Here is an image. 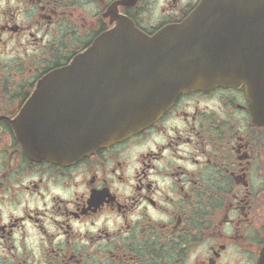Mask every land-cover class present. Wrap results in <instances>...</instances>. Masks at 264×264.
Here are the masks:
<instances>
[{
  "label": "flooded vegetation",
  "instance_id": "af4514ba",
  "mask_svg": "<svg viewBox=\"0 0 264 264\" xmlns=\"http://www.w3.org/2000/svg\"><path fill=\"white\" fill-rule=\"evenodd\" d=\"M199 1L0 0V264H257L264 92L180 94L148 128L69 164L32 159L18 139L32 136L22 108L55 101L59 85L39 82L97 36L125 18L152 35ZM235 7L250 10L236 15L247 38L257 5Z\"/></svg>",
  "mask_w": 264,
  "mask_h": 264
},
{
  "label": "water",
  "instance_id": "95a60500",
  "mask_svg": "<svg viewBox=\"0 0 264 264\" xmlns=\"http://www.w3.org/2000/svg\"><path fill=\"white\" fill-rule=\"evenodd\" d=\"M249 2L257 4V20L244 43L223 15L248 13L233 6ZM259 3L264 0H201L184 21L152 36L125 23L100 35L60 75L42 82L57 79L59 99L26 108L35 112L32 136H19L26 153L73 162L150 126L181 93L246 85L259 94L264 90V6ZM257 264H264V248Z\"/></svg>",
  "mask_w": 264,
  "mask_h": 264
}]
</instances>
